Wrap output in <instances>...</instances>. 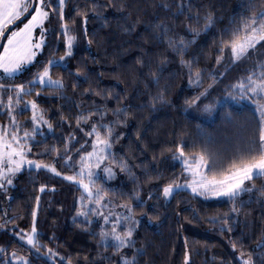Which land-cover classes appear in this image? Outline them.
<instances>
[{"label":"trees","instance_id":"obj_1","mask_svg":"<svg viewBox=\"0 0 264 264\" xmlns=\"http://www.w3.org/2000/svg\"><path fill=\"white\" fill-rule=\"evenodd\" d=\"M261 9L264 0H66L64 21L58 8L54 12L49 8L47 46L38 56L40 63L23 73L22 79L3 81L27 86L43 63L64 56L61 24H68L70 34L77 37L73 54L65 57L62 66L51 69L52 77L62 79L64 87H45L38 97L35 90L24 97L25 101L36 99L44 118L53 125L52 130L46 126L35 137L30 158L72 174L64 156L72 155L73 163L79 159L77 150L83 146L86 151L93 139L86 130L106 113L103 123H111L113 128L111 152L116 161H127V168L122 170L109 159L105 163L113 168L114 179L101 175L105 186L114 189L109 196L113 207L136 205L135 247L122 253L129 258L136 255L137 264H184L186 251L190 264H239L241 245L245 254L254 251L256 264L264 261L260 255L264 250L256 248L264 239V196L258 191L242 194L235 212L226 198H204L186 189L169 198L163 195L167 183H184L188 178L169 151L175 144L183 140L189 152L198 151L202 144L222 150L251 133L258 115L254 116L250 102L229 100L212 112L203 108L227 98L230 85L264 60V47L241 61L234 62L230 50L220 63L216 59L221 55L222 30L231 29L232 21L246 12ZM209 14L213 22L205 30ZM192 29L199 30V35ZM170 37L183 38V55L169 45ZM182 60L192 61L191 69ZM197 70L202 82L189 83ZM204 89L208 94L201 97L199 107L187 103ZM96 108L101 112H95ZM118 108L123 109L119 118L113 115ZM89 112L93 118L77 126V116ZM0 118L3 123L4 115ZM17 118L31 129L29 109L19 112ZM53 149L59 150V157ZM255 184L257 188L264 185V176ZM8 191L4 208H0V248L4 249L0 264H16L14 251L31 264H59L60 256L71 257L73 264H122V254L105 248L99 235L93 234L99 233L103 222L86 225L83 217L76 216L80 190L64 175L24 168ZM34 210L38 240L44 246L39 252L17 235L31 231ZM233 243L237 244L235 250ZM48 248L60 256L55 260L48 257Z\"/></svg>","mask_w":264,"mask_h":264},{"label":"snow or ice","instance_id":"obj_2","mask_svg":"<svg viewBox=\"0 0 264 264\" xmlns=\"http://www.w3.org/2000/svg\"><path fill=\"white\" fill-rule=\"evenodd\" d=\"M66 0H0V39L5 42L0 44V112L6 111L8 123H0V189L13 184V177L21 172L25 165L36 169H49L57 175H64L65 179L74 182L80 190L78 197L77 217H83L86 225L102 221L99 224L100 243L105 247L113 248L123 256L122 264H137L136 255L129 258L122 253V250L134 248L133 239L136 226L139 220L133 214L135 204H121L113 207V202L109 199L110 193L114 189L106 187L103 172L108 179L114 175L113 168L105 162L111 159L113 164H119L122 170L127 168V161H116L111 152L113 128L112 124H104L106 113H101L100 121L93 123L91 128L86 130L91 140V151L77 150L79 159L74 161L72 155H65V165L71 167L72 174L67 175L59 172L55 164H48L38 159H31L33 142L35 137L41 134L43 125H47L49 130L53 125L46 120L43 111L40 110L36 99L25 101L24 97L29 96L35 90L38 97L45 87L62 89L64 82L62 79H53L51 69L62 66L65 57L73 54V48L77 37L70 34V29L66 22L61 24V35L64 39L65 54L59 59H48L43 63L42 68L32 74L31 79L25 83H4V80L15 81L22 79L23 73L30 71L29 66L39 64L38 53H42L47 46V33L49 29L46 21L50 20V11L59 9V18L65 20ZM183 8V4L181 5ZM85 19L87 14L85 13ZM191 19V17H189ZM199 17L197 16V21ZM213 18L209 14L205 18V30L212 24ZM22 25V26H21ZM167 30V29H165ZM195 35H199V30L192 29ZM38 33V35H37ZM225 36L227 38H225ZM168 43L179 54L183 55L186 50V43L183 38L177 40L170 37ZM220 47L221 53L217 56V63H220L230 50L231 58L234 62L251 57L258 48L264 47V9L259 11L246 12L239 20L232 21L231 29H224L221 33ZM191 69L193 62L182 60ZM202 73L197 70L195 79H189V83L200 84ZM40 85V88H36ZM211 84L209 88H211ZM231 91L227 98L217 100L216 106L212 104L204 105V112H212L214 107L222 106L229 100L233 103H243L245 100L254 105V116L258 119L251 133L239 143L230 144L224 149H214L209 144H202L198 151H186V143L181 140L170 148L173 160L179 162L183 173L187 174L184 183L175 180L167 183L163 187V195L168 198L177 190L188 188L194 195L204 198H226L233 203L232 211H238L235 204L237 199L245 193L259 192L264 196V185L257 188L255 180L264 176V60L254 63L252 70L246 76L241 77L236 83L230 85ZM239 96L237 100L236 95ZM5 94L7 100L5 102ZM208 89L200 92L193 99L187 101L190 105L199 107L201 97H206ZM100 95V93H97ZM163 99V97H158ZM23 105V107H22ZM31 109V124L29 130L25 128L17 119V112ZM123 109H115L113 115L119 118ZM95 112H101L99 108ZM93 118V113L81 114L76 118L77 126L88 122ZM105 130V131H102ZM72 137H69L71 141ZM88 141H85L87 144ZM57 156H60L58 149ZM70 148H66V152ZM44 186H41L43 191ZM136 198L139 200V193ZM39 197L37 201L39 202ZM139 203H143L139 200ZM107 209V210H106ZM117 209H123L119 211ZM36 211L32 213L33 222L31 231L24 235L17 233L20 238L39 252L44 247L38 240V230L36 227ZM76 217H74V220ZM214 222V221H213ZM227 223V220H225ZM111 225L109 228L108 226ZM223 230V229H222ZM24 230H21L23 233ZM187 246V240H185ZM233 249L237 244H232ZM244 246L241 245L239 253V264H256L254 251L250 250L245 254ZM256 248L264 250V239H261ZM0 251L4 249L0 248ZM141 250L136 249L139 253ZM264 256V251H261ZM47 256L55 260L60 256L52 248L47 249ZM12 258L16 264H31V261L24 256H17L15 251ZM3 264H8L4 261ZM59 264H73L71 257L60 256ZM184 264H190V252L186 251ZM264 264V261L261 262Z\"/></svg>","mask_w":264,"mask_h":264},{"label":"rangeland","instance_id":"obj_3","mask_svg":"<svg viewBox=\"0 0 264 264\" xmlns=\"http://www.w3.org/2000/svg\"><path fill=\"white\" fill-rule=\"evenodd\" d=\"M49 10V9H48ZM46 24H47V21H46ZM22 26V25H21ZM37 35H38V33H37ZM5 41L3 40V39H0V44H2V43H4ZM0 50H2V49H0ZM40 55V53H38V56ZM52 59H56V58H52ZM59 59V58H58ZM57 59V60H58ZM31 66H29V68H30ZM53 78V77H52ZM53 79H55V78H53ZM4 99H5V102H6V100H7V94H5V97H4ZM245 101H247V100H245ZM29 110H30V113H31V109H30V107L28 108ZM18 113L19 112H17V116H18ZM0 114H3L4 115V121H3V123L4 124H6V123H8V115H7V112L6 111H2V112H0ZM31 115H32V113H31ZM18 119V118H17ZM0 123H2V119L0 118ZM47 125L45 124V125H43V127H42V129L44 128V127H46ZM42 129H41V131H42ZM86 151H91V143H90V145L87 147V149H86ZM24 168H31V167H29V166H27V165H25L24 166ZM23 168V169H24ZM35 168V167H34ZM47 170H49V169H47ZM20 173V172H19ZM19 173H17L16 174V176H14L13 177V184H14V180H15V178L16 177H18V175H19ZM115 175V174H114ZM114 175L110 178V179H114ZM188 178H190V177H188ZM13 184L12 185H8V186H6V189H0V208H4V203H6V199L9 197V191L7 192V189L9 188V187H11V186H13ZM182 184V183H181ZM182 189H186V190H188V191H190L191 192V190L190 189H188V188H182ZM169 198V197H168ZM111 227V226H110ZM26 242V241H25Z\"/></svg>","mask_w":264,"mask_h":264}]
</instances>
